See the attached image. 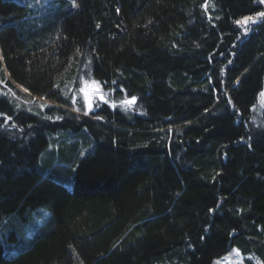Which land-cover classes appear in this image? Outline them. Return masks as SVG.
<instances>
[{"label": "trees", "instance_id": "obj_1", "mask_svg": "<svg viewBox=\"0 0 264 264\" xmlns=\"http://www.w3.org/2000/svg\"><path fill=\"white\" fill-rule=\"evenodd\" d=\"M23 10L0 0V69L36 110L0 98L15 122L0 118V235L52 217L14 257L0 241V264H214L235 248L264 264V3L76 0L40 24ZM87 59L135 102L73 111Z\"/></svg>", "mask_w": 264, "mask_h": 264}, {"label": "rangeland", "instance_id": "obj_2", "mask_svg": "<svg viewBox=\"0 0 264 264\" xmlns=\"http://www.w3.org/2000/svg\"><path fill=\"white\" fill-rule=\"evenodd\" d=\"M16 3L20 4L21 6H24V12L25 18L31 20L32 22L42 23L43 20H50L52 17L56 16L57 14H60L62 12L68 11V9L72 6H76V0H12ZM98 81L100 82V90L97 91L96 87L93 86L90 82L91 81ZM89 82L87 85L85 82ZM74 86L72 87L70 101L74 105L73 111L76 112H83V114H89L91 109H93V104L95 101L98 102H104L107 104L110 108H115L116 106L122 104L121 101H126L124 98L127 97V89L122 85H113L111 87L106 86L107 83H105L102 80L97 79L93 74V65L92 60L87 59L82 70L77 74L76 80L73 82ZM103 86H106L107 89H109V94H105V92L102 90ZM85 89L84 92H81V89ZM86 95H87V101H86ZM100 95H104L105 99L101 100L99 97ZM6 98L10 102L16 105H24L26 106L25 110L28 112L34 113L36 110H34L32 106V102L25 99L21 100L18 98V96L12 91V89L7 84V79L4 77L3 71L0 69V98ZM33 101L36 100V98L32 99ZM38 100V99H37ZM28 101V102H27ZM91 103V108H89L88 104ZM17 103V104H16ZM50 104L47 101H39V106L41 107V112L44 115L46 111V106ZM113 105H115L113 107ZM129 105V104H124ZM96 108V107H94ZM79 109V111H77ZM258 111V113L256 112ZM255 115L258 116V125L264 126V119L262 118V114L264 113V104L261 103L260 106L257 108V110H254ZM0 118L4 119V124H7L9 122H12V124H15L13 116L9 115L5 111H0ZM66 134V137H69L68 132H64ZM55 139L58 141L62 138H60L59 134H54ZM68 143L75 141H80V145L86 146V141L84 138H65ZM58 150V145L50 141V145L48 150ZM86 155V150L84 151ZM50 170V169H49ZM51 174V171H49ZM56 179L62 183H64L70 190H72V174H69L67 172L60 174L59 176H55ZM52 217L51 211H49L45 207H38L34 210H32L28 216V222H26V225L22 228H19L17 226L16 229H12L9 232H3L0 235V241L5 246V256L6 257H14L17 252L20 250V243L23 241V235L27 236L28 238H32L35 233H37L39 230L43 229L50 221ZM19 219V218H18ZM5 220V218H0V224L1 222ZM34 230V232H33ZM16 232V240L11 241L9 240L10 233ZM29 232L31 235H29ZM27 234V235H26ZM214 264H263L261 261H259L255 256L249 255L245 256L241 254L239 250L236 248L230 251L227 255L223 256L222 258L215 261Z\"/></svg>", "mask_w": 264, "mask_h": 264}, {"label": "snow or ice", "instance_id": "obj_3", "mask_svg": "<svg viewBox=\"0 0 264 264\" xmlns=\"http://www.w3.org/2000/svg\"><path fill=\"white\" fill-rule=\"evenodd\" d=\"M261 3H264V0H261ZM204 7H207V5H205ZM258 16H264V12H262V13H258ZM246 20H249V19H252V18H245ZM237 23H241V21H237ZM86 83V85L89 83V82H85ZM93 86H95L96 87V89H97V91L99 92V90H100V82H98V81H95V80H93V81H91L90 82ZM85 91V89H81V92H84ZM101 100H104L105 99V97H104V95H100V97H99ZM135 100H136V97H132L131 98V100H126V101H121V103L122 104H129V105H131V104H133L134 102H135ZM86 101H87V95H86ZM88 106H89V108H91V103L89 102V104H88ZM115 105H113V107H114ZM77 111H79V109H77Z\"/></svg>", "mask_w": 264, "mask_h": 264}, {"label": "bare ground", "instance_id": "obj_4", "mask_svg": "<svg viewBox=\"0 0 264 264\" xmlns=\"http://www.w3.org/2000/svg\"><path fill=\"white\" fill-rule=\"evenodd\" d=\"M25 8V7H24Z\"/></svg>", "mask_w": 264, "mask_h": 264}]
</instances>
